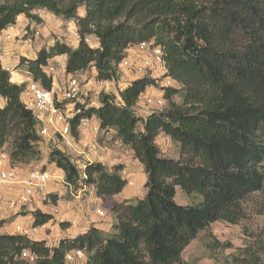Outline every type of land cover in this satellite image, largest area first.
<instances>
[{
    "label": "trees",
    "instance_id": "16d2710c",
    "mask_svg": "<svg viewBox=\"0 0 264 264\" xmlns=\"http://www.w3.org/2000/svg\"><path fill=\"white\" fill-rule=\"evenodd\" d=\"M35 10L76 21L79 37L77 48L56 42L37 59L21 60L45 89L53 81L44 68L57 56H67V75L94 68L97 80L119 84V64L129 48L142 43L164 49L165 77L180 88H165L167 107L142 117L138 102L157 84L144 76L119 87L118 94L102 92L99 108L83 109L71 122L76 134L82 119L95 117L102 131H113L133 152L147 177L143 199L112 210L110 233L90 227L56 246L2 235L0 264H71L67 256L74 251L84 252V264H187L183 253L201 233L217 222L240 223L244 201L264 191V0H12L0 4V33L21 16L39 22ZM88 38L99 47H91ZM24 89L11 81L0 53V96L6 101L0 107V154L10 145L13 166L38 160L44 139L22 101ZM179 94L180 104L174 101ZM161 134L180 145L184 159L163 156ZM49 164L64 172L67 187L92 188L103 201L128 186L123 165L87 163L81 169L57 148ZM178 188L202 201L178 204ZM52 221L51 214L34 213V228ZM207 247L218 252L232 245L212 238ZM25 252L36 256L34 263L22 257ZM224 264H264V229L249 234L245 247Z\"/></svg>",
    "mask_w": 264,
    "mask_h": 264
},
{
    "label": "rangeland",
    "instance_id": "374dc122",
    "mask_svg": "<svg viewBox=\"0 0 264 264\" xmlns=\"http://www.w3.org/2000/svg\"><path fill=\"white\" fill-rule=\"evenodd\" d=\"M12 0H0V4L11 2ZM84 9H81L79 14H83ZM40 21H30L24 24L22 33L15 37V44L20 45L21 49L18 56L23 59H28L32 54L37 53L40 49L46 48L48 44H55L56 42L64 43L74 47L78 45L76 21H69L62 17L56 16L46 10H35ZM92 38H88V44L92 45ZM132 50L128 53L135 61H141L143 54H135V47H131ZM28 56V57H27ZM55 68L60 69L62 64L58 62L53 65ZM88 71V72H87ZM83 74L77 75L78 79L83 83L86 80L87 83L93 81L95 87L89 86L91 91L84 99V106L89 108L98 105V97H100L101 89L95 85V78L93 71L88 69ZM120 81L119 84L114 85L112 90L108 93L118 94L119 87L124 88L130 81H125L124 77L130 75V77L141 78L143 75L135 74V70H129L123 72L119 70ZM147 74L156 79L157 84L155 87H150L147 92L141 97L142 106H137V112L141 116L144 111L151 113L155 110H163L167 107L168 103L164 98V91L167 87L180 88L177 83L171 81V86H168L169 80H165V76L158 70L148 71ZM136 75V76H135ZM68 78L67 74L61 77L62 81ZM182 94L174 97L176 103H182ZM160 102H162L160 104ZM148 115V114H147ZM78 137V135L76 136ZM79 139V138H78ZM157 144L159 145L164 157L181 160L185 158L182 149L178 143L172 141L169 137L161 134L157 138ZM57 148L69 155L72 160L81 168L84 169L87 163H105L106 166L113 168L118 165H123L124 170L122 172L123 177L128 181L126 189L118 196L109 198L106 201L99 200L93 192L92 188H84L76 190L75 188L67 187L68 193H66V200L70 201H84L90 203L93 211H97V215L102 217L104 224H112L115 220L113 209L124 202L136 201L143 199L146 196L145 184L147 177L144 173L143 166L134 159L131 150L124 145L113 131L105 133L101 129L98 132H90L83 140H78L76 144H73L69 149L62 146L59 135L52 133V138L43 139L40 144L41 156L36 166L44 170H49V154L52 149ZM10 145L6 147L3 153L9 154ZM79 161V163H77ZM104 165V164H103ZM51 173V172H50ZM52 174V173H51ZM65 181V179H64ZM71 192L75 197H73ZM79 197V200L76 199ZM65 198V197H64ZM176 201L180 205L192 206L197 205L202 201V198L198 196H189L185 194L180 188H178ZM50 205L57 206V202L51 201ZM97 209V210H96ZM244 218L238 224H228L223 222H217L210 226V228L199 235V237L191 243V245L183 253V260L187 264H224L225 260L236 253L240 248L245 247L249 240V234L261 231L264 229V191L252 194L243 203ZM59 211V209H57ZM102 212L103 215L98 212ZM60 215V211L57 216ZM55 220V218H54ZM103 224V222H101ZM110 233L111 231H104ZM212 238L217 239L222 243H230L231 249L212 252L208 249L207 245L212 242ZM86 259V258H85ZM79 262L78 264H84Z\"/></svg>",
    "mask_w": 264,
    "mask_h": 264
},
{
    "label": "crops",
    "instance_id": "0c3cea01",
    "mask_svg": "<svg viewBox=\"0 0 264 264\" xmlns=\"http://www.w3.org/2000/svg\"><path fill=\"white\" fill-rule=\"evenodd\" d=\"M81 16H84V13L81 14ZM25 21L28 23V19L25 16H21L18 18L16 25L10 26L0 33V53L3 65L11 74V81L24 87L30 84L33 81V78L30 73L26 71L25 67L21 65V60L23 58H21V56L16 57L21 49V46L15 44V37L22 33L24 24L26 23ZM75 27L77 31V26L75 25ZM8 36H10V38H8ZM78 38L79 37H77V39ZM92 39L93 44L90 46L98 48L99 42L95 38ZM53 45L54 44H48L46 49H49ZM77 47L78 45L73 48ZM41 50L42 49H40L37 53L32 54L30 57L27 56L28 59H37L38 53ZM131 50L132 48H129L127 52L129 53ZM58 62H60L62 66L60 69L55 68L56 79L61 83L63 82L61 77L66 74L67 56H57L49 61L51 65H56ZM90 70L93 71L95 77L96 70L94 68H90ZM137 78L138 77H130V75H127L124 77V80H130L129 82H132L137 80ZM89 86L95 87L93 85V81L90 82ZM22 101L25 103V95H22ZM5 103L6 101L0 96V107L4 106ZM100 106L101 100L100 97H98L97 108ZM140 106H142L141 99L138 102V107ZM140 112H143L141 115L142 117H147L150 114L144 111ZM92 123L94 127L100 128L99 121L95 117L92 119ZM131 153L133 155L132 151ZM2 155L6 159L5 169L13 170L17 174V178L13 185L3 184L0 182V236L19 234L27 235L31 240L46 241L49 246H56L63 239L74 238L78 235L86 233L90 227H95L101 231H111L112 224H104L105 219L97 215V211H93L89 202L86 200L82 202H68L66 200L65 195L68 193L69 189L65 187L66 183L64 181V172L56 168L55 165H51L49 163L48 166L50 172L52 173V180L48 186L45 200L35 198L31 204L23 207L22 209L15 207V201L22 189L21 182L26 180L34 169L39 168L38 166L35 167L38 162H32L31 164L25 166H13L10 162L9 154L2 153ZM77 163H79V161H77ZM103 164L106 165L105 163ZM69 193L75 197V195L71 192ZM92 193H95V191L93 190ZM76 199L79 200V197H76ZM96 200L99 201L100 199L97 198ZM51 201H56L57 206L56 204L50 205L49 203ZM56 209H59L60 215L56 216L54 221L43 227L34 228V213L36 211L39 210L43 213L53 215ZM101 222H103V224ZM60 223H66L65 227H61ZM18 227L21 228V232L17 231Z\"/></svg>",
    "mask_w": 264,
    "mask_h": 264
},
{
    "label": "built area",
    "instance_id": "2783aa9c",
    "mask_svg": "<svg viewBox=\"0 0 264 264\" xmlns=\"http://www.w3.org/2000/svg\"><path fill=\"white\" fill-rule=\"evenodd\" d=\"M8 38H10V36H8ZM134 47L135 54H143L141 61L133 60L131 56L128 55V52H126L125 58L118 66L119 70L123 72L135 70V74L143 75L142 77L149 76L147 74L148 71L158 70L166 76L167 68L164 59V49L162 47L154 43H142ZM44 71L52 78V88L50 90L45 89L41 82L32 81L25 87L23 92V95L26 97L25 105L34 112L39 121L40 135L44 139H50L52 138V133H55L59 135L62 146L69 149L73 144H76L79 139L83 140L90 135V132H98L100 129L94 127L92 123L94 117L90 119L85 118L78 124L76 134L73 133L72 120H74L77 115L81 114L83 109L89 108L88 106H84V99L88 95V92L91 91V89L88 88L90 83H87L86 80H83L82 83L77 75H68V78L60 83L56 79L55 67L50 63L44 68ZM95 73L94 82L96 87L101 89V92H110L114 85H116L115 82L99 81L97 80V72ZM150 77L153 78L152 76ZM165 80L170 81L168 86H171V81L176 83L168 77H165ZM161 103L162 102H160V104ZM77 135L78 137H76ZM5 167L6 159L0 154V182L13 185L16 182L17 174L13 170H6ZM51 180L52 174L50 171L42 168L34 169L30 176L21 182L22 189L15 201V207L22 209L31 204L35 198L45 200ZM58 213L59 211L56 209L53 213L54 218ZM98 213L103 215L100 211ZM17 231L21 232L22 230L18 227ZM22 257L30 263H34L36 260V256L27 252L23 253ZM83 260H85L83 251H74L67 256V261L71 264H78Z\"/></svg>",
    "mask_w": 264,
    "mask_h": 264
}]
</instances>
